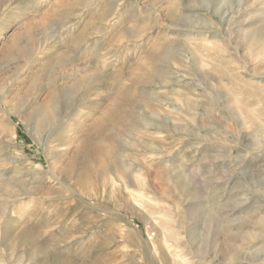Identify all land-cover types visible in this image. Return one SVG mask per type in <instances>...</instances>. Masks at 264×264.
Instances as JSON below:
<instances>
[{
    "label": "rangeland",
    "instance_id": "374dc122",
    "mask_svg": "<svg viewBox=\"0 0 264 264\" xmlns=\"http://www.w3.org/2000/svg\"><path fill=\"white\" fill-rule=\"evenodd\" d=\"M263 31L264 0H0V264H264V105L230 80L263 87ZM118 101L117 172L77 180Z\"/></svg>",
    "mask_w": 264,
    "mask_h": 264
},
{
    "label": "bare ground",
    "instance_id": "6f19581e",
    "mask_svg": "<svg viewBox=\"0 0 264 264\" xmlns=\"http://www.w3.org/2000/svg\"><path fill=\"white\" fill-rule=\"evenodd\" d=\"M186 11V10H185ZM101 14H103V13H101ZM187 14V13H186ZM98 15H100V12H99V14ZM101 16V15H100ZM100 18V17H99ZM70 30V29H69ZM103 32V31H102ZM184 32V31H183ZM256 33V32H255ZM263 35H264V31H263V33H262ZM262 34H260V35H255V39H254V41H256L258 38H260V37H262L263 35ZM214 36V35H213ZM264 37V36H263ZM208 38V37H207ZM215 38V37H214ZM202 39V38H201ZM210 39V38H209ZM194 40V39H193ZM195 40H196V38H195ZM207 39H203V40H201V41H206ZM214 40V39H213ZM211 41H212V39H211ZM219 41V40H218ZM209 42V41H208ZM207 42V43H208ZM215 42V41H214ZM217 43V42H216ZM217 45V44H216ZM254 45V44H253ZM208 46V45H207ZM211 46H213V45H211ZM210 46V47H211ZM204 47V46H203ZM213 48H214V46H213ZM221 48V47H220ZM219 48V49H220ZM195 49V48H194ZM205 49V48H204ZM209 46H208V51H209ZM215 50V49H214ZM213 50V51H214ZM217 50V49H216ZM221 50V49H220ZM195 51H197V50H195ZM218 51H216V53H217ZM25 56V55H24ZM28 56H29V52H27V54H26V58H28ZM165 56L166 57H162L163 59H170L171 57H172V54H169V53H165ZM210 56V55H209ZM163 59H161V57H160V60L161 61H163ZM159 61V60H158ZM164 62H166V61H164ZM221 65V64H220ZM219 65V66H220ZM146 67V66H145ZM222 67V69H224V67L223 66H221ZM226 67V66H225ZM145 69H148V67L147 68H145ZM149 70V69H148ZM223 71H225V69L223 70ZM227 71V70H226ZM225 73H227V72H225ZM229 75V74H228ZM226 77V76H225ZM239 77V76H238ZM261 81L260 82H263L264 81V77H261ZM231 80V82H232V84L234 83L236 86H238L241 90H243L247 95H249V96H252V97H257L258 99H259V101L264 105V84H263V87H257L258 86V84L256 83V85L257 86H255L254 85V83L252 84L251 83V81H249V80H243V79H238V78H231L230 79ZM140 81V83H149V82H146L145 80H143V79H140L139 80ZM138 83V82H137ZM223 83H224V81H223ZM225 84V83H224ZM262 84V83H261ZM223 85V84H222ZM226 85V84H225ZM149 86V85H148ZM53 88H54V86H53ZM231 88V87H230ZM128 91V90H127ZM237 92V91H236ZM240 93V92H239ZM233 94V93H232ZM241 94V93H240ZM139 96V98H141V96H140V94L138 95ZM235 96V95H234ZM233 96V97H234ZM243 96V95H242ZM232 97V98H233ZM238 98V97H237ZM235 99H236V96H235ZM234 99V100H235ZM120 101H122V100H120ZM242 101V100H241ZM240 101V102H241ZM123 102V101H122ZM145 102H147V101H145ZM233 102H235V101H233ZM55 101H53L52 102V104L50 105V106H48V107H46V108H42V110L39 112V123H40V126L43 124V123H45L46 121H48V120H50L51 119V117H52V113H53V110H55ZM144 103V102H143ZM237 103V102H236ZM237 104H239V103H237ZM262 104L261 105H259V106H262ZM240 105H241V103H240ZM243 105H244V103H243ZM247 105V104H246ZM245 105V106H246ZM149 106V105H148ZM238 106V105H237ZM122 104L121 103H119V101L118 102H115L113 105H112V107L111 108H109L108 109V111L107 112H105V114L102 116V118L100 119V120H98V122L94 125V127L91 129V133L89 134V136H91L92 134H94L93 136H95V138L97 139V141H99V142H103V144H99V142H97V141H95V142H91V139H90V137L89 136H87V135H82V136H80L79 137V142L81 141V143H82V146H81V148L79 149V152H80V155H82V154H84V156L86 155V157L88 156V159H87V161H85L86 163V166L84 165V167L82 168V170H81V173H78V176L76 175V179L77 180H82L81 178L83 177V173L85 172H87L88 170H89V168H91V164H92V160L91 159H89V157L90 156H99V155H101L102 153H103V151L105 150V148H108V149H111L110 151H109V156H108V160H109V163L111 162V164L112 163H114L115 161H116V158H115V154H116V152L113 150V148H109L108 146L109 145H112V143H111V141L114 143L115 141H116V137H117V135L114 133H110L109 132V136L108 135H106V136H103V133L104 132H106L107 130L108 131H111L112 132V130H115V129H117L119 126L118 125H121L120 123H121V119H123L122 118V115L124 114H122ZM242 107H244V106H242ZM255 107V106H254ZM253 107V108H254ZM249 108H250V106H249ZM252 108V107H251ZM251 108H250V110H251ZM261 108V107H260ZM259 108V109H260ZM240 109H241V106H240ZM262 109H263V106H262ZM125 110V109H124ZM244 110H247L249 113L248 114H250V112H253L254 113V111H250L249 109H248V106L246 107V108H244ZM253 110H256V108L255 109H253ZM240 111H243L242 109L240 110ZM257 111H259V110H257ZM256 111V112H257ZM55 112V111H54ZM245 112V111H244ZM168 114H170V113H168ZM244 114V120L245 121H248L247 119H249V120H251L252 122L254 121H257L258 122V120L257 119H261L262 117H264V116H262V114H256V117H255V115L254 116H252V115H247V113H243ZM162 118L163 119H165V120H167L168 122H170V117H169V115L167 116H162ZM262 120V119H261ZM251 121H250V123H251ZM260 121V120H259ZM113 124V125H112ZM110 125L113 127L111 130L109 129V127H110ZM116 126H117V128H116ZM160 127H162L163 128V126H160ZM263 127V126H262ZM157 129H160V128H157ZM115 131H117V130H115ZM176 132V131H175ZM111 134H113L112 136H111ZM160 136V135H159ZM78 140V139H77ZM80 143V144H81ZM104 143H106V145L104 144ZM260 144H264V142H262V143H260ZM117 151V150H116ZM115 152V153H114ZM119 153V152H118ZM106 154H108V153H106ZM81 157H83V156H81ZM113 157L115 158V161H113L114 159H113ZM119 158V157H118ZM121 158V157H120ZM111 159H113V160H111ZM111 160V161H110ZM73 164H75L74 162H72ZM101 163V162H100ZM81 165V164H80ZM95 165V164H94ZM119 165V163L118 162H115L114 163V165H112V168L115 170L116 169V172H117V169H118V166ZM77 165H75V167H76ZM74 167V168H75ZM93 167V166H92ZM124 167V166H123ZM123 167H122V169H123ZM92 169V168H91ZM75 171V170H74ZM116 174V173H115ZM123 174V173H122ZM90 175V174H89ZM121 175V174H120ZM118 177H119V175H118ZM137 178V180H139L140 178H138V177H136ZM78 181V183H80ZM84 181V180H83ZM82 182V181H81ZM142 182V181H141ZM135 186V184L133 183V181L131 180L130 182H126V188L127 189H129V187H131V186ZM0 190H1V187H0ZM3 190V189H2ZM139 196H137V198H138ZM140 198H142L141 197V195H140ZM139 199V198H138ZM166 220H169V218L168 219H164V221L166 222ZM168 222V221H167ZM169 222H170V220H169ZM168 222V223H169ZM173 226V225H172ZM162 227V226H161ZM168 230L169 229H167V232H168ZM162 231H163V229H162ZM166 233V232H165ZM169 233V232H168ZM167 233V235H171V238H173V239H175L177 236H178V234L177 233H174V232H172V231H170V233L168 234ZM24 242V241H23ZM230 242V241H229ZM167 247V246H166ZM172 252V251H171ZM176 252V251H175ZM171 254V253H170ZM177 254H179V253H177ZM172 255V254H171ZM181 255V254H180ZM180 255H176L175 257H177L178 259H179V261L181 262V263H185L186 261H185V259H184V257H181ZM174 257V256H173ZM172 257V258H173ZM214 259V258H213ZM186 260H187V258H186ZM215 260V259H214ZM172 262H173V260H172ZM176 262H177V260H176ZM187 262H188V260H187ZM68 263V262H67ZM189 263V262H188ZM174 264H176V263H174ZM187 264V263H186Z\"/></svg>",
    "mask_w": 264,
    "mask_h": 264
}]
</instances>
